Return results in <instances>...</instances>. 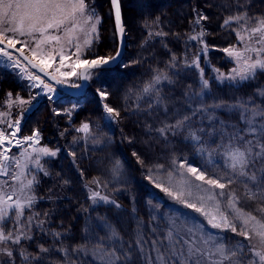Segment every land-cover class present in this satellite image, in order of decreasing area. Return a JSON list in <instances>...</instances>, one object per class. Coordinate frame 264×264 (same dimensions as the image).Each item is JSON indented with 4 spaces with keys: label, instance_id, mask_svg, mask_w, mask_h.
<instances>
[{
    "label": "snow or ice",
    "instance_id": "6c2138e0",
    "mask_svg": "<svg viewBox=\"0 0 264 264\" xmlns=\"http://www.w3.org/2000/svg\"><path fill=\"white\" fill-rule=\"evenodd\" d=\"M110 3L121 48L116 50L114 56H101L92 52L94 40L98 39L97 25L100 23L92 0H0V56L6 57L14 67H20V60L12 54L15 51L32 68L38 69L48 78L46 82L39 74L28 73L27 79L34 82L30 87L40 91L35 95L30 93L28 99L18 93L14 96L8 92L0 104V107L6 109L0 111V264H17V260L20 264H45L53 252L59 257V264H86V260L97 264H137L138 261L141 264H264V99L260 103H256L255 99L256 96L264 98V89L258 88L254 96L238 100L233 105L214 103L206 106L201 103L198 108L189 109L191 116L177 110L174 118L169 121L171 110L166 98L161 95L160 85L164 81L172 82L168 70L178 75L174 72L178 66V58L174 54L164 68L149 69L151 78L136 93L137 103L131 114L142 112L145 117H151L154 113L163 112L165 119L159 122V127L145 124L149 135L154 131L157 138L167 140L169 135L186 132L185 139L192 143L200 155L207 154L208 163L212 162L214 155L224 158V168L212 173L208 169L191 166L186 160L179 163V168H186L196 181L207 186L202 188L196 185L200 193L195 197L196 202L183 198V190L175 194L168 188L162 190L173 199L180 200L186 208L193 209L211 229L219 233L230 232L243 240L232 244L223 235L205 232L202 222L178 224L173 220L165 226L164 231L158 232L157 228H151L154 236L151 239H145L143 225L138 222L135 239L126 242L115 227L104 218H99L97 231L82 237L83 243L68 248L62 246V233L46 229L50 213L35 210L37 197L34 185L38 183L37 174L42 172L45 176L49 175L44 167L46 161L42 163V158L56 157L60 149L40 146L39 129H33L31 135L18 137L21 121L32 110L34 101L41 93L47 95L49 101L52 100V96L48 95L56 91L52 81L62 84L70 76L89 80L93 76L91 70L107 71L119 60L125 29L122 25L120 0H110ZM193 11L195 16L187 41L197 42L202 47L191 63L185 61V65L199 71L203 92L209 82L204 79V69L200 66L201 55L208 52L202 21L208 17L196 9ZM159 21L160 18L156 17L151 24L145 23L146 28L155 26L158 30L147 31L144 43L154 37L164 43L169 33L160 29ZM221 28L229 30L236 38V44L221 49L235 66L227 74L213 69L217 73L215 79L235 85L250 82L258 73H264V13L252 14L251 5L236 0L233 10L223 19ZM174 35L179 38V34ZM164 46L167 47L166 44ZM25 51L31 52V59L25 55ZM89 55L92 58H87ZM57 58L59 67L49 73L48 69L53 67ZM65 67L71 71H61ZM77 68L82 71L78 73ZM74 87L79 88L80 85ZM96 95L107 121L121 118V109L108 102L111 93L106 87L97 88ZM188 100H191L190 96ZM219 107L237 110L240 124L226 125L221 121L220 127H212L211 131L193 127V116L214 112ZM13 108L19 109L15 116ZM73 109H65L64 114L71 117ZM61 114L53 109V115ZM207 118L213 119L212 116ZM91 130V122H82L75 129L76 132L88 134L85 138L92 139L94 144H100V139ZM64 134L60 133L61 136ZM206 136L212 139L206 140ZM127 139L132 143L131 137ZM77 142L74 137L73 143ZM13 146L20 150L18 156L10 155ZM69 155L75 163V151ZM132 155L136 157L137 163L144 165L145 161L140 154L134 151ZM172 163L176 164L177 161L174 159ZM120 172L121 162L116 160L111 168L113 179H118ZM79 175L83 178L82 170ZM69 183V180H63L64 185ZM183 183L188 197H192L191 183ZM93 184L96 188L90 186ZM84 187L88 193L87 199L93 206L103 203L115 208L121 207L109 195L97 190L108 187V183L101 184L99 178H93ZM157 187L161 185L157 184ZM252 203L257 207L246 211L245 206ZM37 231L51 235L56 244L61 246L53 249L41 243L34 252H29L25 244L35 240Z\"/></svg>",
    "mask_w": 264,
    "mask_h": 264
},
{
    "label": "trees",
    "instance_id": "16d2710c",
    "mask_svg": "<svg viewBox=\"0 0 264 264\" xmlns=\"http://www.w3.org/2000/svg\"><path fill=\"white\" fill-rule=\"evenodd\" d=\"M143 1L146 6L139 8L135 5L132 7L128 2L124 4L121 0L126 28L130 36L129 43L132 45L122 63L128 66L122 67L120 64L115 69L100 72L103 80L101 79L99 84L111 93L108 102L121 109V118L115 121L117 126L104 118L96 95L97 87L94 86L90 90V97L85 101L84 109L79 113L81 118L79 120L91 122L92 134L100 139V145L94 148L92 141L85 143L86 146H82L76 153L75 163L68 156L55 162L49 168L48 179L42 181L37 192L39 201L36 202L35 210L50 213L45 227L62 233L63 247L71 248L83 243L82 237L97 231L99 218H104L115 227L126 242L135 239L138 222L143 225L145 239L154 238L151 232L153 227L157 228L158 232L164 231L167 224L157 217L156 213L165 209L151 196L146 183L147 170L156 165H163L168 173L174 166L172 163L174 159L190 161L197 168L208 169L209 173L220 172L224 168L205 160L201 161L191 142L185 139L186 132L169 135L167 140L157 138L154 131L149 135L145 124L159 127V122L165 119L163 112L154 113L151 117H145L142 112L138 115L131 114L137 103L136 93L151 78L150 68H164L173 54L178 58V66L174 70L178 75H174L173 70H168L172 82L164 81L160 85L161 95L166 98L167 106L171 110L168 115L169 121L174 118L177 110L191 116L189 109H196L201 103L206 106L214 103L233 105L238 100H247L254 96L258 88L264 89V73H258L254 80L241 84L230 85L229 82L218 84L211 81V94L202 95L200 76L196 69L185 65V61L191 63L197 52V45L188 47L185 42L187 35L191 33L195 16L193 10L196 9L205 12L208 16V23L203 25L207 26L206 30L209 32L207 44L209 56L212 57L211 65L225 71L231 67L221 49L235 44L236 39L232 34H224L221 24L233 10L236 0ZM240 3L251 5L252 14L264 13V0H240ZM104 4L107 8L105 16H109V23L114 27L108 0H104ZM156 17L160 18V29L169 35L164 38V43H160V38L157 37L144 43L147 40V31L158 30L155 26L151 29L146 28L145 23L151 24ZM108 19L106 17V21ZM174 34H179V38ZM104 36L108 42L107 35ZM103 40V44H106ZM165 44L167 47L164 46ZM211 48L216 50H210ZM133 61L140 63H132ZM98 87L101 88L99 85ZM255 99L256 103H260L264 98L256 96ZM229 109V107H219L214 112L210 111L203 115L197 113L192 117L193 127H203L211 131L212 127L219 128L221 121L226 125H239V116L229 113L227 111ZM208 116L214 119L210 121ZM49 127L54 132V127L51 125ZM127 137L132 138V143L128 142ZM205 139L210 141L212 138L206 136ZM134 151L141 155L145 161L144 165L137 163L136 157L132 155ZM116 160L121 162V172L118 179H113L111 168ZM81 170L84 173L83 178L79 175ZM93 178H99L101 184L108 183L106 190L112 193L114 200L121 205L120 208L92 206L91 201L87 199L88 194L84 185ZM64 179L69 180L70 183L64 185ZM256 207L257 205L252 203L246 205L245 210L252 211ZM41 243L53 249L61 246L56 244L51 235L37 231L35 240L26 243L25 247L29 252H34ZM17 264H20L19 260ZM45 264H59V257L53 252L47 257ZM86 264L96 263L86 260ZM137 264L141 262L138 261Z\"/></svg>",
    "mask_w": 264,
    "mask_h": 264
},
{
    "label": "rangeland",
    "instance_id": "374dc122",
    "mask_svg": "<svg viewBox=\"0 0 264 264\" xmlns=\"http://www.w3.org/2000/svg\"><path fill=\"white\" fill-rule=\"evenodd\" d=\"M123 1H124V4H126L127 2L130 3L132 7H134V5L139 8H143L146 6V4L144 5L143 0H123ZM92 2L95 6L97 15L100 18V23L97 25L98 39L94 40L92 52L95 54L101 55V56H109V55L114 56L116 54V50L120 48V38H119V34L116 32L115 17L113 15V10L111 9L110 0H108V3H109L108 5H109L110 12L112 14L114 27H112V25L109 23V19H108L109 16H105V13L107 12V8H106V4L103 5L104 0H92ZM128 8L130 7L128 6ZM122 11H123V8H122ZM204 15L207 16L206 13ZM106 17L108 21H106ZM123 17H124V13H123ZM208 21H209L208 19L205 21H202V24L203 23L207 24ZM124 22H125V19H124ZM203 28L206 33L204 40L207 44L209 32L208 30H206L207 26L203 25ZM125 30H126V37H127V48H126L127 49L126 52H127L128 50H130V47H132V45H130L129 43L130 36L128 34V29L126 28V23H125ZM197 31H199V29H197ZM223 33L232 34L234 36V34L231 33L227 29H224ZM104 35H107L109 43L106 41ZM139 36L140 35H137V37ZM102 39L105 40L106 44H103ZM185 42H187L188 47L190 45H197L196 47L197 52L199 48L202 47V45H200L197 42H188L187 37H186ZM236 43L237 41H235V44ZM17 47H20V45H17ZM210 50H216V49L211 48ZM25 52L31 58V52L29 51H25ZM13 57L15 59L20 60V67H14L13 64L9 62L6 57L0 56V104L3 103V100L5 99V94L8 92H12L14 96L18 93L19 95L23 96L25 99H28L30 93L32 95H35L36 92L40 91V89L38 88H31L30 85L34 82L29 81L27 79L28 73H33V74H39V73H37L36 71L31 69L29 66H27L20 59V57L16 56L15 54H13ZM128 57H130V54L128 55ZM87 58H92V56L89 55ZM211 59L212 57L209 56V48H208L207 54L206 55L202 54L201 59H200V66L201 68L204 69V79H207L209 82L208 88L204 89L203 92L202 90L200 91V94L202 95L211 94V89H210L211 81H215L218 84L221 83L220 81L215 79L217 73L213 71V69H216V68H214L211 65ZM229 64H231V67L227 69V71L219 69L220 72L225 73V74L229 73L230 70L235 66L234 63L230 62ZM56 67H59L58 58L56 62L53 64V67L48 69V72L53 73ZM61 71L67 72V71H71V69L65 67V68H62ZM80 71H81V68H77V72L79 73ZM196 72L199 75V71L197 69H196ZM92 73H93L92 78L88 80L87 94L85 97H72V96L64 94L62 91L55 88L56 91L54 93L48 94L52 96V100L49 101V99L47 98V95H45L44 93H41V95L37 97L36 101H34V107L32 108V110L29 111L21 121V132L19 133V137L31 135L33 129H39L41 133L40 146H47L52 149H55V148L60 149V152L57 154L56 157H43L42 158V163L46 161V163H44V167L46 168L48 173H49L50 166L53 165L55 162L61 161L64 157L68 156L73 160V157L70 156L69 153L71 151H75V153L79 152L80 151L79 149L82 146H86L85 143H89L90 141H92V146L94 148L100 145V144H94L93 140L90 138L86 139L85 137L88 134L75 131V129L80 127V125L82 124V121L79 120L81 119L79 113L84 109L85 101H87L88 97H90V90L94 88V86L99 88L98 87L99 85L101 87V85L99 84L100 80L102 79L100 70L93 71ZM40 76L42 79H45L42 75ZM45 80L47 82V79ZM224 82H228V81H224ZM94 83L95 85H93ZM199 83H200V79H199ZM64 84L70 87H74V85H81V79H79L77 76H70L65 79ZM74 88H77V87H74ZM73 106H76V107L73 109ZM25 107H28V106L25 105ZM53 109L60 111L62 114L53 115ZM65 109H73L71 117H69L67 114H64ZM5 110H6L5 108L0 107V111H5ZM12 111H13V115L15 116L16 113L19 111V109L13 108ZM227 111L229 113H234L239 116V112L235 109L230 108ZM111 123L114 126L115 125L117 126L115 121ZM50 125L54 127L53 128L54 132L52 131V129H50L49 127ZM61 132L65 134L61 136L60 135ZM74 137L77 139L78 141L77 143H73ZM19 151L20 150H18L15 146H13L11 148L10 155L18 156ZM29 151H31V149H29ZM195 152L197 151L195 150ZM197 155L201 161L205 160L208 162L207 154L202 156L197 152ZM181 161L182 160L177 161L176 164H173L174 166L169 171V173L166 170H164V168H157V167H152L150 170H147L146 172V183L149 186V189L151 191V196L158 203L162 204L163 209H165V211L163 210V211H160L159 213L157 212L158 214L156 213V216L159 217L161 220L163 219L166 224H169L173 220H175L178 224H182L184 222H187L189 224L202 222L204 223L205 232H211L214 235H223L226 238H228V241L232 244H235L237 241H242L243 240L242 237L235 236L234 234L230 232L219 233L217 230L211 229V227L207 225L206 221H204V218L201 217L198 213H195L193 209L186 208L184 204L180 202V200L173 199L172 196H169L167 192L162 190V188H168L169 191L173 192V194L177 193L178 191L183 190L185 192V195L183 198L191 199L193 202H196L195 197L200 194L196 189V185H201L202 188L207 187L206 185H203V182L196 181L194 177H192L191 174L187 172L186 168L185 169L179 168V163ZM187 163L190 164L191 166H194L190 161H187ZM210 164H217V165H221L224 167L225 161L222 156L214 155L212 157V162ZM48 177L49 175L45 176L42 172L37 174L38 183L34 185V191H35V195L38 201H39V194L37 192L40 188V184L42 183L44 179H48ZM184 181H188L191 183L192 197H188L187 189L185 188L184 183H183ZM157 184H160L161 187H157ZM90 186L92 188H96V185L94 184ZM97 190H100L102 194L109 195L112 199H115L112 196V193L106 190V188L101 187L100 189H97ZM216 191H219V189H217ZM97 206H111V205L100 203L93 207H97ZM35 209H36V205H35ZM160 213H163V215ZM87 261H91V260H87ZM94 263L97 264V262H94Z\"/></svg>",
    "mask_w": 264,
    "mask_h": 264
},
{
    "label": "water",
    "instance_id": "95a60500",
    "mask_svg": "<svg viewBox=\"0 0 264 264\" xmlns=\"http://www.w3.org/2000/svg\"><path fill=\"white\" fill-rule=\"evenodd\" d=\"M120 6H121V2H120ZM113 15H114V10H113ZM114 17H115V15H114ZM121 19H122V25H123V27L125 29V22H124V17H123L122 6H121ZM119 38H120V35H119ZM120 48H121V39H120ZM126 48H127V37H126V30H125V34L123 36L122 49H121L122 50V55L119 58V60L114 65L111 66V68L109 70L115 69L116 67H118L122 63V61L124 59V56L126 54V50H127ZM10 51H12V50H10ZM12 53L15 54L16 56L20 57L19 53H17V52L13 51ZM25 55L28 56L29 59H31L30 56L26 52H25ZM20 59L27 66H29L31 69H33L34 71H36L37 73H39L40 75H42L45 79H48L47 77L44 76L43 73H40L38 69L32 68L27 63V61L23 60V57H20ZM81 71H82V69H81ZM91 71L93 72V71H97V70H91ZM52 83H53V85L55 86L56 89L62 91L64 94L69 95V96H72V97H85L86 94H87L88 80L81 79V85H80L79 88L70 87V86H68V85H66L64 83H62V84H55L54 81H52Z\"/></svg>",
    "mask_w": 264,
    "mask_h": 264
},
{
    "label": "bare ground",
    "instance_id": "6f19581e",
    "mask_svg": "<svg viewBox=\"0 0 264 264\" xmlns=\"http://www.w3.org/2000/svg\"><path fill=\"white\" fill-rule=\"evenodd\" d=\"M18 137H19V133H18Z\"/></svg>",
    "mask_w": 264,
    "mask_h": 264
}]
</instances>
